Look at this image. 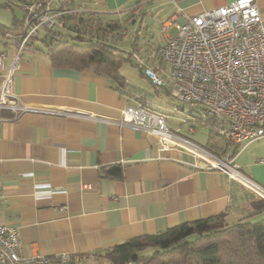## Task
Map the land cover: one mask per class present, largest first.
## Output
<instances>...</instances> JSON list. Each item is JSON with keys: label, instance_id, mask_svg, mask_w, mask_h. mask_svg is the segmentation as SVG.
Masks as SVG:
<instances>
[{"label": "crops", "instance_id": "0c3cea01", "mask_svg": "<svg viewBox=\"0 0 264 264\" xmlns=\"http://www.w3.org/2000/svg\"><path fill=\"white\" fill-rule=\"evenodd\" d=\"M8 1L14 0L4 2ZM232 1L43 0V3L49 12L59 13L56 17L59 27L65 28L70 22L64 24L66 18L62 14L73 11L78 15L91 13L104 26L133 10L136 12L132 15L140 14L127 22L146 31L156 18L162 24L175 18L182 20L186 15ZM255 1L264 21V0ZM61 7L63 10L58 11ZM5 20L10 21V16H5ZM167 35L157 41L155 56L157 46ZM143 40H146L144 32ZM135 45L131 52L144 46L143 60L160 72L146 47L149 43L136 41ZM2 50L7 57L0 72V84L17 54V44L0 32ZM121 74L124 79L120 86L102 73L55 66L44 50L30 46L16 60L10 98L31 109L19 114L8 108L0 110V216L4 223L17 227L23 255L72 253L78 264H96L116 243L183 222L221 213L228 222L254 220L264 215V209L254 207L260 197L227 174L198 166L199 160L189 151L175 145L165 146L159 136L148 130L120 123L123 109L137 104L125 92L126 82L137 90H147L149 96L153 93L151 88L137 86L130 77ZM154 86L155 93L160 88L166 91L165 87ZM182 124L181 134L191 138ZM112 166H119L121 171L112 173ZM252 167V174L244 165L240 170L264 185V174L256 173L257 165ZM37 184H50L53 191L45 188L37 191Z\"/></svg>", "mask_w": 264, "mask_h": 264}, {"label": "built area", "instance_id": "2783aa9c", "mask_svg": "<svg viewBox=\"0 0 264 264\" xmlns=\"http://www.w3.org/2000/svg\"><path fill=\"white\" fill-rule=\"evenodd\" d=\"M22 8L27 32L4 33L7 40L17 42V54L0 84V110L8 108L15 114L31 109L10 98L16 60L28 47V38L41 26L54 25L59 14L45 9L43 0L22 2ZM172 26L175 32L167 35L156 48L157 57L169 66L168 80L136 52L131 56L154 85L165 87L171 96L192 105L190 118L183 120L189 122L188 133L196 131V120L209 119L213 132L227 138L230 146L224 155L218 156L182 135L181 127L172 129L167 122L168 114L144 103L149 98L147 90H137L130 82L123 88L137 104L126 106L119 122L132 123L156 134L165 146L182 147L199 160L198 166L219 170L264 199V185L245 175L235 161L242 147L264 137V21L257 2L234 0L218 8L186 15L182 20H168L162 24V30L166 32ZM6 57L7 52L0 51V72ZM172 109L184 110L178 105ZM235 144L241 147L232 156ZM260 160L264 161V157ZM36 188L37 191L41 190L39 188L53 191L50 184H37ZM0 264H78V261L72 253L23 255L17 227L4 223L0 216Z\"/></svg>", "mask_w": 264, "mask_h": 264}, {"label": "trees", "instance_id": "16d2710c", "mask_svg": "<svg viewBox=\"0 0 264 264\" xmlns=\"http://www.w3.org/2000/svg\"><path fill=\"white\" fill-rule=\"evenodd\" d=\"M20 1L22 4L31 0ZM0 4L12 8L10 1ZM61 10L63 7L58 11ZM76 12L62 14V18H66L64 24L70 21L65 28L57 26V22L41 26L28 38L26 45L44 50L55 66L102 73L121 86L124 76L120 67L124 60H131L132 52L125 56L110 41L115 35L110 34L122 26L119 20H110L102 26L91 13L78 15ZM6 31L25 34L27 27L15 19L12 26L0 23V32ZM135 43L133 41L132 46ZM196 122L210 126L207 141L201 145L218 156L224 155L230 141L213 132L211 120L200 118ZM239 146L233 145L232 156ZM254 207L264 209V200L254 202ZM103 257L109 264L129 261L131 264H264V215L256 221L228 222L221 213L183 222L157 233L116 243L103 253Z\"/></svg>", "mask_w": 264, "mask_h": 264}, {"label": "rangeland", "instance_id": "374dc122", "mask_svg": "<svg viewBox=\"0 0 264 264\" xmlns=\"http://www.w3.org/2000/svg\"><path fill=\"white\" fill-rule=\"evenodd\" d=\"M6 0H0L1 2H4ZM13 8L10 7H4L0 5V21L8 26H11L13 24V20L15 17L19 20L24 21V15L23 13L25 10L22 8V4L20 0L16 2L13 1ZM80 10V9H79ZM132 12L136 11H129V14L127 15H120V24L121 27L116 28L115 36L116 38H111L110 41L125 54V56L129 55V52H131L132 49V43L133 40L136 38L137 43H149V45H146V47L149 48V50L152 52L153 56V63L156 67H158L161 71L159 72L160 76L165 78L166 80L169 79V66L166 65L164 62H162L157 56L154 55V47L158 43L157 41L160 40L165 33L173 34L175 32L174 26H172L168 31H163L161 29V19L156 18L154 19L148 26L147 30H143V28H139L137 25H131L127 21H131V18L134 16H138L139 13L133 14ZM129 15V16H128ZM5 16H10V21L5 22ZM117 18V17H116ZM101 24V23H99ZM130 26V27H128ZM143 32L144 36L146 37V40H143ZM123 34V35H122ZM112 35V33L110 34ZM113 37V35L111 36ZM145 47L137 48L136 53L139 54V56L143 58ZM137 64V61L132 56L131 60H124L121 64L120 71L124 74L130 77V81H133L132 83L135 85L151 88L152 92L151 95L148 98V101L146 102V105L154 110L160 111L164 114H168L167 122L170 127L176 129L177 127L181 126V123L184 122V118H190L189 111L192 107L191 104L182 102L170 94L166 93L162 88L159 89L158 93H155V88L150 80L149 77L144 75L142 73V69ZM178 105L180 107H183L184 110L182 112H176L172 108ZM200 110L199 106H196ZM201 112V111H199ZM189 122H184L182 125L184 127H187ZM196 131L194 133L188 134V136H191V139L195 140L199 144H205L208 138V134L210 133V126L205 124H196ZM247 147V148H246ZM246 147L242 148L241 151L238 153L236 162L241 166H245V168L250 171L249 173L252 174V165L254 164L257 167L255 168V171L257 174L261 173L264 174V162L260 161V157L264 156V137H262L259 140L249 142L246 144ZM246 148V149H245ZM242 152V153H241ZM261 165V166H258ZM259 197V196H258ZM261 200H264L260 197ZM259 199V200H260ZM260 200V201H261ZM259 218H255L252 221H256ZM96 264H109L108 260L106 258H102L97 261Z\"/></svg>", "mask_w": 264, "mask_h": 264}, {"label": "water", "instance_id": "95a60500", "mask_svg": "<svg viewBox=\"0 0 264 264\" xmlns=\"http://www.w3.org/2000/svg\"><path fill=\"white\" fill-rule=\"evenodd\" d=\"M121 171L119 166H112L111 167V172L112 173H119Z\"/></svg>", "mask_w": 264, "mask_h": 264}]
</instances>
